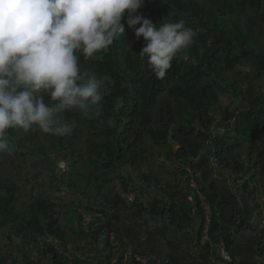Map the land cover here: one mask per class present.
<instances>
[{
  "label": "trees",
  "instance_id": "trees-1",
  "mask_svg": "<svg viewBox=\"0 0 264 264\" xmlns=\"http://www.w3.org/2000/svg\"><path fill=\"white\" fill-rule=\"evenodd\" d=\"M137 14L157 27L183 20L195 31L194 42L178 54L162 79L149 70L147 58L140 57L143 38L137 40L126 23L124 33L107 49L91 57L75 53L82 71L107 78L100 90V106L88 117L77 109L61 114L72 126L64 136L44 133L35 125L29 131L6 130L13 146L12 166L17 168L13 176L0 175V231L9 248L13 244L25 250L42 247L45 254L38 256H50L54 264H92L67 256L57 246L87 241L91 229L103 223L96 220L84 226V214L99 212L105 218L100 203L117 212L135 208L125 204V198L135 191L136 173L155 186L160 184V174L168 171L173 177H187L185 164L205 151L235 180L246 176L241 191L254 208L259 207L257 188L264 197V0H144ZM242 66L248 71L243 72ZM233 74L236 80L232 81ZM228 96L237 106L223 103ZM57 154L68 161L70 170L51 177L52 185L66 192L68 206L62 218L50 193L29 196L14 182L23 176L27 155L55 167ZM160 191L170 201L168 213L174 222L177 194L166 187ZM160 205L161 201L150 202L147 213L162 214L165 208L158 209ZM196 206L201 230L198 198ZM210 212L209 242L204 249L222 244L230 255L232 238L219 236ZM66 219L76 226L70 237L65 236ZM110 234H101L108 253L114 251ZM22 261L35 264L27 256ZM7 264L18 263L9 256Z\"/></svg>",
  "mask_w": 264,
  "mask_h": 264
},
{
  "label": "clouds",
  "instance_id": "clouds-1",
  "mask_svg": "<svg viewBox=\"0 0 264 264\" xmlns=\"http://www.w3.org/2000/svg\"><path fill=\"white\" fill-rule=\"evenodd\" d=\"M144 0H0V153L11 154L10 128L64 136L72 126L61 114L88 117L100 106L107 78L82 71L85 57L111 46L124 24L143 38L140 57L164 78L195 31L180 20L157 27L137 14ZM123 21V22H122ZM139 25V27H137ZM45 94L48 100H45Z\"/></svg>",
  "mask_w": 264,
  "mask_h": 264
},
{
  "label": "crops",
  "instance_id": "crops-1",
  "mask_svg": "<svg viewBox=\"0 0 264 264\" xmlns=\"http://www.w3.org/2000/svg\"><path fill=\"white\" fill-rule=\"evenodd\" d=\"M213 161L209 151H205L185 164L183 169L190 178V186L187 185V177H173L168 175L169 171L160 174L158 186L151 179L143 181L139 174L140 177H134L132 182L135 191L125 198V204L135 208L117 212L100 203L98 207L104 208L105 220L91 229L88 240L57 246L67 256L73 255L92 264H121L120 251L145 257V264H223L219 246L205 250L200 244L201 218L196 206L198 196L194 195L195 191L192 192L196 188L212 210L220 229L219 236L232 238L229 255L232 264H264V215L260 213L261 207L254 208L242 193V179L235 180L231 173L217 167ZM153 170L156 171V168ZM165 187L178 197L173 201L174 222H170L171 215L168 213L170 201L160 191ZM152 201H161L158 209L164 206L165 211L157 214L158 210H153L154 213L148 214L147 211L151 209L148 204ZM66 220L68 229L65 232L71 235L76 226L72 219L71 222L70 219ZM254 221L258 222L257 225ZM102 233L116 236L118 252L108 253L104 249ZM43 250L42 247L36 250L34 246L26 250L18 247L19 253L16 254L14 250L10 253L18 264H25L22 261L24 256H30L28 259L35 264H54L52 257L38 256L45 254ZM5 258V254H0V264H6Z\"/></svg>",
  "mask_w": 264,
  "mask_h": 264
},
{
  "label": "rangeland",
  "instance_id": "rangeland-1",
  "mask_svg": "<svg viewBox=\"0 0 264 264\" xmlns=\"http://www.w3.org/2000/svg\"><path fill=\"white\" fill-rule=\"evenodd\" d=\"M183 60H185V58ZM248 69H249L248 67L242 66L243 72H247ZM230 79L232 81L236 80V75L234 74L231 75ZM262 79L264 80V77ZM231 102L232 100L231 98H229V96L223 100V103L226 105H228ZM232 103L234 107L237 106L238 104L237 102H232ZM13 159H14L13 153L11 154L0 153V175L4 177H10L11 175L13 176L14 172L17 171V168L14 165L12 166V164L15 163ZM25 160H26V163L23 167V176L21 179H14L15 184L19 187L21 192H24L25 194H28L29 196L35 197L38 193L43 192V191L45 193H50L51 197L56 202L57 213L59 217L62 218V215L65 212V207L68 206V203L66 202L68 200H65V198L67 199V197H64V194H66V192L62 190L60 187L57 188L56 186H53L51 182V177L53 176V174L70 173V170L68 167L69 166L68 161L64 162L63 157L60 154H57L56 156L53 157V162H54L55 167L48 166L44 164L43 162H41L40 160H38L36 157H32L30 155H27L25 157ZM151 160L152 159L150 158L149 162H151ZM246 166L249 167V165H246ZM73 177L75 181L78 179L75 173H73ZM134 177L138 179L140 175L136 173ZM245 178L246 176L242 177L241 179L243 180ZM42 184L43 186L41 187ZM111 186H113L112 188L115 191L119 192L118 185H115V183H113ZM256 198H257L258 204L261 207L260 213L264 215V197L259 188H257ZM88 214L90 213H86L84 214V216ZM257 223L258 222H255L254 224L257 225ZM65 236L69 237L70 235L65 232ZM0 248L2 249L0 250V254L6 255V258H5L6 264L8 262L9 256H11V253H10L11 250H14L16 254L19 253L17 251L15 244L11 245L9 248L6 242V235L1 231H0ZM28 258H30V256H28ZM42 264H45V263L43 262Z\"/></svg>",
  "mask_w": 264,
  "mask_h": 264
},
{
  "label": "built area",
  "instance_id": "built-area-1",
  "mask_svg": "<svg viewBox=\"0 0 264 264\" xmlns=\"http://www.w3.org/2000/svg\"><path fill=\"white\" fill-rule=\"evenodd\" d=\"M191 186L194 187L193 185ZM195 195L198 196L199 198V206L202 210V215H203V222H202L203 225H202V229L200 230L199 241L201 245L205 246L209 242L208 231L211 223V212L207 200L201 194V192L196 188H195ZM96 220L104 221L105 218L99 212L90 213L86 216H83L84 226H87L90 223H94L96 222ZM108 241L110 247H112L114 251H119L117 239L114 234L109 235ZM219 247H220V256L223 259V264H232V259L229 257V254L224 251L222 244H220ZM119 253H120L121 264H145L147 261L145 257L137 253L121 252V251Z\"/></svg>",
  "mask_w": 264,
  "mask_h": 264
}]
</instances>
